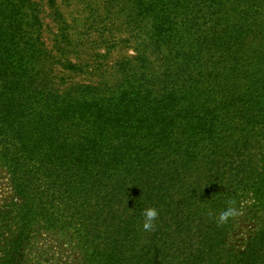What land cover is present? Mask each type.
I'll return each mask as SVG.
<instances>
[{"label":"trees","instance_id":"trees-1","mask_svg":"<svg viewBox=\"0 0 264 264\" xmlns=\"http://www.w3.org/2000/svg\"><path fill=\"white\" fill-rule=\"evenodd\" d=\"M107 1L136 53L109 77L58 0H0V264L54 232L84 264H264V0Z\"/></svg>","mask_w":264,"mask_h":264},{"label":"rangeland","instance_id":"rangeland-1","mask_svg":"<svg viewBox=\"0 0 264 264\" xmlns=\"http://www.w3.org/2000/svg\"><path fill=\"white\" fill-rule=\"evenodd\" d=\"M58 3L67 17L69 23H72L73 32L80 36L87 47L99 52L98 59L101 71L100 74H106L107 77L112 73V67L121 56H135L133 28H128V17L125 13H121V5L119 8L110 9L107 0H69L64 2L58 0ZM45 10L44 22L47 27L46 42L52 46L53 35L51 30H56L55 23L49 17ZM82 59L88 61L91 69L94 68L93 58H89L86 54ZM84 61V62H85ZM103 68H102V65ZM98 66V65H97ZM99 66V67H100ZM77 76L74 78L76 82H88L91 74L96 72ZM65 75V73H63ZM67 75V74H66ZM96 76H94L95 78ZM11 170L0 167V204L10 201L14 197L15 186L12 182L13 176ZM251 228L244 226L238 232V236L245 237ZM238 238V237H237ZM41 244L47 247V258L51 264H84L83 253L81 247L77 243V239L70 232H54L40 239Z\"/></svg>","mask_w":264,"mask_h":264},{"label":"clouds","instance_id":"clouds-1","mask_svg":"<svg viewBox=\"0 0 264 264\" xmlns=\"http://www.w3.org/2000/svg\"><path fill=\"white\" fill-rule=\"evenodd\" d=\"M158 215L157 210L154 207H146L142 210L143 216V229L145 231H151L154 228V221ZM232 215L231 209H226L225 211L221 212L219 215V221L224 222L227 218Z\"/></svg>","mask_w":264,"mask_h":264}]
</instances>
